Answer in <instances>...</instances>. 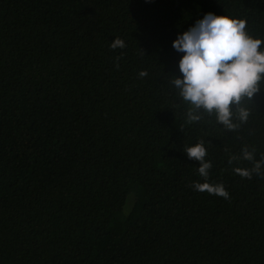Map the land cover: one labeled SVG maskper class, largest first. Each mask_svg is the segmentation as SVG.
Returning a JSON list of instances; mask_svg holds the SVG:
<instances>
[{
	"label": "trees",
	"instance_id": "trees-1",
	"mask_svg": "<svg viewBox=\"0 0 264 264\" xmlns=\"http://www.w3.org/2000/svg\"><path fill=\"white\" fill-rule=\"evenodd\" d=\"M209 12L264 40V0H0V264H264V82L235 131L173 83Z\"/></svg>",
	"mask_w": 264,
	"mask_h": 264
},
{
	"label": "clouds",
	"instance_id": "clouds-1",
	"mask_svg": "<svg viewBox=\"0 0 264 264\" xmlns=\"http://www.w3.org/2000/svg\"><path fill=\"white\" fill-rule=\"evenodd\" d=\"M246 29L244 19L209 12L172 42V47L183 53L178 62L182 78L176 77L173 83L183 100L191 105L188 109L190 122L201 120L199 112L202 110L208 116L215 114L217 123L226 130L235 131L240 125L233 122L234 109L236 119L247 122L250 112L241 104L245 99L251 101L264 82V50H261L264 40L253 38ZM124 47L120 38L110 43L111 49ZM139 76L145 77L147 72L141 71ZM242 152L243 159L253 161V167H238L234 171L248 179L253 173L264 175L261 173L264 157L254 161L253 153L246 148ZM185 153L199 163L198 173L207 180L212 164L205 160L204 142L187 147ZM234 159L236 157H230L229 163ZM193 187L200 192L229 198L222 184L204 182L195 183Z\"/></svg>",
	"mask_w": 264,
	"mask_h": 264
}]
</instances>
